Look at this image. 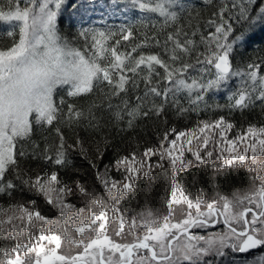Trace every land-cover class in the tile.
<instances>
[{
  "label": "snow or ice",
  "instance_id": "obj_1",
  "mask_svg": "<svg viewBox=\"0 0 264 264\" xmlns=\"http://www.w3.org/2000/svg\"><path fill=\"white\" fill-rule=\"evenodd\" d=\"M65 2L9 0L7 10L0 8V21L18 22V30L7 31L13 38L11 44L0 50V193L11 196L17 187L13 180L6 179L11 172L59 213V220L41 214L36 200L9 204L7 208L0 205V239L12 241L10 246L0 247V264H213L206 258L224 257L225 249L238 254L264 249V126L249 124L230 138L227 133L235 125L221 116L201 121L190 131H165L156 146L115 161L116 170L123 169L121 179L108 178L107 168L103 177L97 171L113 201L111 206L76 182L75 191L87 195L95 206L87 208L83 220L86 209L66 202V197L75 192L57 172L33 176L20 167V161L28 155L22 142L31 137L34 127L52 126L61 119L71 126L84 116L75 104L65 105L63 97L57 100L61 90L68 97H81L107 88L110 99L138 89L142 81L144 98L161 97L162 103L152 102L145 109L143 98L137 96L138 103L129 110L128 102L123 101L130 117L129 129L138 116L160 117L170 98L178 112L195 111L201 103L206 105L209 93L226 87L233 77H240L242 86L228 97L230 110L243 111L257 101L264 106V57L250 61L243 71L233 66L235 49L257 31H264V0L221 3L207 21L214 30L202 34L199 43L191 38L196 36L195 30L188 32L176 24L181 13L192 18V12L180 0H133L135 7L163 18V23L159 29L150 24L157 34H142L143 39L130 47L122 46V42L133 39V26L117 32L84 29L78 34L77 40L82 43L77 46L58 29V16ZM170 24L174 25L172 30L164 32ZM200 46L203 51L197 50ZM152 48L159 51L152 52ZM191 71L198 74L191 76ZM161 83L165 87L161 88ZM180 94L188 98L189 108L181 105ZM108 107L113 106L109 103ZM89 116V126L98 129L91 108ZM114 118L121 120V111H116ZM55 131L59 145L54 163L64 165V136L59 127ZM210 143L213 149L202 156ZM77 144H81L79 139ZM217 147L219 151L214 155ZM96 151L100 153L99 148ZM185 152L194 159H186ZM152 157L158 160L155 168L163 169L166 161L172 169L167 214L157 219L149 213V218L139 222L135 217L126 221L116 204L134 190L140 176H152ZM207 160L220 161L221 168H244L252 173V190L243 196L235 194L232 200L220 197L206 202L202 196L190 197L177 177L194 163L204 164ZM221 222L227 229L224 232L204 236L194 231ZM138 229H143L142 235ZM249 264H264V253Z\"/></svg>",
  "mask_w": 264,
  "mask_h": 264
},
{
  "label": "trees",
  "instance_id": "obj_2",
  "mask_svg": "<svg viewBox=\"0 0 264 264\" xmlns=\"http://www.w3.org/2000/svg\"><path fill=\"white\" fill-rule=\"evenodd\" d=\"M225 2L227 0H197L187 7L192 12V18L189 19L187 13H181V19L176 24L183 25L185 31L188 32L195 30L197 34L191 38L199 43L202 34L214 30L208 27L207 21L219 5ZM8 3L9 0H0V8L7 10L5 5ZM196 13H199L198 17ZM66 17V13L60 16V30L63 31V34L65 33L66 38L73 40L79 46L80 41L75 38L78 36V32L73 24L68 23ZM162 23L163 18L158 16L151 15L149 19L137 17L134 25H132L134 28L133 39L122 42V46L127 45L130 47L133 43L140 42L143 39L142 34L156 35V31L149 25H155L156 29H159ZM173 27L172 24L168 25L164 32L171 31ZM164 32L160 33L161 39ZM12 39V37L2 34L0 30V48H6L11 44ZM121 50H123V47ZM148 50L145 49V51ZM150 50L152 52L159 51L157 48ZM197 50L203 51V47L200 46ZM260 57H264V31H257L246 44L235 49L233 54L234 69L243 71L250 61L258 60ZM197 74L195 71L190 72L191 76ZM261 74H264V67L261 68ZM153 79L155 82L156 78ZM160 87L163 88L165 85L161 83ZM238 87L236 83L229 81L226 87L211 92L205 97L206 105L201 103L197 110H189L183 113L178 112L177 108L172 106L170 98L165 105L164 113L160 117L151 114L148 118L138 116L134 119L133 127L130 129L127 126L130 117L127 115V110L124 109L123 101L128 102L129 110L138 103L137 96L143 98L142 103L145 109L150 107L152 102L162 103L161 97L149 95L144 98L145 85L142 81L138 89H130L127 94L122 93L119 97L113 96L110 99L107 95L109 91L107 88L104 91L95 89L92 94L81 97H68L65 91L58 92L57 100L63 97L65 105L75 104L83 110L84 116L78 124L74 123L71 126L64 119H61L54 122L52 126L34 127L31 137L22 142L28 155L20 161V167L23 172L33 176L45 172H57L58 177L64 183L73 187L75 194H73L72 201L74 205L85 208V211H87V208L93 207V205H91V200L87 202V205L81 203L83 197L75 191L76 182L83 185L93 195L98 193L101 197H108L101 186V179L97 177V171L103 177L107 168L108 178L121 179L122 169L121 172L116 170L115 161L133 152L139 155L146 147L156 146L159 143L160 136L167 130L174 128L177 132L189 131L201 121L217 119L221 116L234 123V132L246 128L249 124L264 126V106L259 101L243 111L229 109L228 105L232 102L228 97ZM178 98L183 107H190L188 98L185 95L180 94ZM109 103L112 104V108L108 107ZM93 104L95 107H92ZM117 105L120 106L119 109L116 107ZM90 108L96 118L93 123L99 122L100 127L98 129L89 126ZM116 111H121L123 116L119 121L114 118ZM56 127L60 128L65 140L66 163L64 165L54 163L59 145V136L55 131ZM77 139L81 141V144H77ZM81 148H83V151H81ZM97 148L100 150L99 154L96 151ZM100 155H102V158H99ZM46 156H50L52 159H46ZM156 159L152 157V162L155 164L158 162ZM93 164L96 165L95 168L92 166ZM252 175L244 168L223 170L212 160L207 161L204 165L198 164L182 171L180 176L177 177V181L191 197L207 195L212 199L228 197L230 200L235 194H242L253 188ZM6 179L13 180L17 187L12 191L11 196L0 193V205L7 208L9 204H28L29 201L36 200V208L41 214L50 218L56 217L55 213L57 211L47 204L42 196L35 195L19 180H16L11 172L6 176ZM171 183L172 173L170 170L166 167L160 169L154 166L152 176L139 177L135 182L134 190L128 193L116 206L127 216L139 220L149 218V213L152 218H159L167 211ZM11 244L12 241L10 240L0 239V247H8Z\"/></svg>",
  "mask_w": 264,
  "mask_h": 264
},
{
  "label": "rangeland",
  "instance_id": "obj_3",
  "mask_svg": "<svg viewBox=\"0 0 264 264\" xmlns=\"http://www.w3.org/2000/svg\"><path fill=\"white\" fill-rule=\"evenodd\" d=\"M195 1H197V0H180V2L185 6L186 9L191 4H193ZM198 1H200V0H198ZM62 8L63 9L61 10V12L58 16V29L63 36L65 35V33L63 34L62 33L63 31L60 30L59 20H60V16H62L64 13H66V16H67L66 18L68 20V23L74 25V28H76V31L78 32V34L84 29H93L96 31H105V32H108V31L117 32L123 27L131 26L133 24L134 18L136 16H140L141 18H144V19H149V17H151V15L144 13L138 7H135L133 5V0H66L65 4L62 6ZM152 16H156V15H152ZM69 24H67V25H69ZM64 28L66 29L67 27H64ZM0 30L2 31V34L7 35V31H9V30H12V31L18 30V22H13V24H5L4 22L0 21ZM77 37L78 36H76L75 38H77ZM81 42H82V40H80V43ZM2 49L3 48H0V50H2ZM230 81L236 83L239 87L242 86V80L240 77H233ZM61 91H63V90H61ZM61 91H59V92H61ZM210 120H215V119H209V120H204V121H210ZM194 128H197V126H195ZM194 128H192V129H194ZM236 133H237V131L234 132V128H233L230 132L227 133V135L230 138H232L235 136ZM170 138H173V137H170ZM194 144H195V141H194ZM185 146H187L186 141H185ZM210 149H213L212 143L209 144L208 149L202 150L201 155L203 156L204 153ZM218 151H219V148L218 147L215 148L214 149V155H215V152H218ZM155 158H157V157H155ZM185 158L186 159H194L191 156V153H188V152H185ZM207 161H212V160H207ZM214 161L220 167V161H218V160H214ZM149 163L153 164V167L155 166V163L152 162V159H151V161H149ZM164 164H165V167L168 168L170 170V172L172 173V169L168 166L166 161L164 162ZM198 164H200V163H194L191 167L198 165ZM200 165H204V164H200ZM228 168L229 169H237V168L226 167V168H223V170L224 169L226 170ZM185 170H187V169H185ZM101 186L103 187V184ZM250 191L248 189L244 193L239 194V195L243 196ZM88 193H91V192L88 191ZM107 195H108V193H107ZM82 197H83L82 201H81L82 204H85V202H88L90 200L87 195H83ZM93 197L94 198H103L105 203H107L109 206H111L113 203V202L111 203L109 201L110 199L108 197H105V196L101 197V195H99L98 193H95L93 195ZM202 197L205 199L206 202L213 200L211 197H209L207 195H205V196L203 195ZM233 198H234V196L232 198H230V200H232ZM72 199H73V195H68L66 197V202L74 204ZM214 199L219 200L217 197ZM94 207L95 206H93V208ZM216 207H220V205H217ZM77 208H79V207H77ZM167 211H168V209H167ZM167 211L164 213V215L167 214ZM86 214H87V211H85V213L82 214L81 220H83V217ZM55 215H56V217L52 218V219L59 220V213L56 212ZM71 215H72V213L70 212L69 217H71ZM109 215H111V213H109ZM124 216H125L126 221L129 220L130 218H133L131 216H127L126 214H124ZM161 217H159V218H161ZM159 218H157V219H159ZM179 218H180L179 216L175 217V219H179ZM220 219L222 221L223 217H221ZM137 221L139 222L140 220L137 219ZM6 227H7V225H6ZM58 227H59V225H58ZM68 227H69V231L75 236L76 234L74 232V229H72L70 225ZM125 227H126V231H127V227H128L127 223H126ZM226 230L227 229L225 228V226L221 222V223L213 224V225H211L207 228H204V229H195L194 231L199 235L209 236V235L224 232ZM137 231L141 235L143 234V229H138ZM109 234L110 235L112 234L111 231L109 232ZM225 252H226V255L224 257L208 256L206 259L209 261H213V264H249V262L253 261L254 258L258 257L261 253H264V249H256V250H254L250 253L244 254V255H240L238 253H233L230 249H225Z\"/></svg>",
  "mask_w": 264,
  "mask_h": 264
},
{
  "label": "water",
  "instance_id": "obj_4",
  "mask_svg": "<svg viewBox=\"0 0 264 264\" xmlns=\"http://www.w3.org/2000/svg\"><path fill=\"white\" fill-rule=\"evenodd\" d=\"M254 251V250H253ZM250 252H252V251H250Z\"/></svg>",
  "mask_w": 264,
  "mask_h": 264
}]
</instances>
